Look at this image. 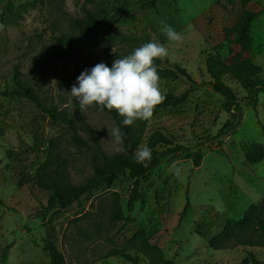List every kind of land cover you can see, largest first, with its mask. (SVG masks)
<instances>
[{"label": "rangeland", "instance_id": "obj_1", "mask_svg": "<svg viewBox=\"0 0 264 264\" xmlns=\"http://www.w3.org/2000/svg\"><path fill=\"white\" fill-rule=\"evenodd\" d=\"M246 12L257 18L243 56L261 68L264 85V0H155L153 5L150 0H0V91L25 86L46 109L63 112L73 123L70 128L52 121L26 99L0 96V264H49L42 249L47 242L64 264H133L108 256L113 251L137 264H241L249 253L264 264L262 248L233 242L210 247L226 227L264 201V159L245 160L252 145L264 150V91L255 105L245 107L246 92L222 78L240 99L242 119L218 142L215 135L230 118L205 69L216 48L222 60L243 50L240 37L224 30L241 23ZM90 18L117 23L88 35L81 23ZM161 21L180 33L181 41H168ZM153 40L169 51L161 67L180 66L191 82L159 76L164 94L185 98L142 121L138 149L160 132L176 145L199 150V166L193 168L192 159L181 155L162 160L148 181H138L143 198L130 213L126 203L133 180L127 171L109 186L98 183L69 205L43 212L47 192L25 180L45 160L50 140L57 146L63 191L97 181L92 161L97 148L107 158L126 157L111 136L112 116L95 107L80 109L71 96L77 77L98 63L111 68L116 58Z\"/></svg>", "mask_w": 264, "mask_h": 264}, {"label": "trees", "instance_id": "obj_2", "mask_svg": "<svg viewBox=\"0 0 264 264\" xmlns=\"http://www.w3.org/2000/svg\"><path fill=\"white\" fill-rule=\"evenodd\" d=\"M155 0H150V5H153ZM257 14L246 12L244 20L237 26L230 29H225V34H232L240 37L242 40L243 50L237 54L230 56L226 60H222L218 53V48L215 53L207 56L205 61L206 73L210 78L208 85L211 87L212 92L222 98L220 107L229 115L230 120L225 122L217 131L215 140L219 142L225 135L231 133L241 122L242 112L239 105V98L234 91L226 85L223 77H229L234 80L245 92L246 96L242 97L245 107L253 106L256 103V96L260 91H264L259 75L261 68L254 64L249 57L243 56V53L248 51V31L250 24L256 20ZM117 23V19L113 21H106L101 18H90L81 23L82 29L86 34H94L100 27L108 25L112 27ZM158 75L166 78H185L191 82L189 74L180 66L173 65L172 67H161L160 60L156 61ZM1 97H18L26 99L31 102L36 108L40 109L43 113L47 114L52 121H58L66 124L68 127L73 128L71 120L67 119L63 112H58L55 109H46L43 102L39 99L36 93L21 85H17L15 90L0 91ZM166 99L159 105L157 109L173 108L181 104L185 98V94H180L178 97L165 94ZM97 109V108H95ZM98 110V109H97ZM100 111V110H99ZM121 131L126 134L125 147L127 151L124 152L126 157L116 155L107 158L98 148L92 155V161L95 164V171L97 181L82 186L78 189L63 191L60 188L59 182L62 178V173L59 170L58 152L56 143L52 140L49 141L47 146V155L45 160L39 165L35 174L25 180L30 181L36 185L37 188L47 192L46 204L42 207V211L46 212L55 208L56 206L69 205L74 199L82 193L95 187L98 183H103L106 186L112 184L116 175L120 172L127 171L129 177L133 180L132 190L126 203V211L130 213L134 205L141 201L143 196L137 190L138 181H148L151 173L158 167L159 163L169 157L181 155L183 159H192V167L199 166L200 153L199 150L192 151L182 145L174 144L169 138L160 132H154L150 135L146 147L151 149V160L144 163H138L135 158V153L141 142L142 121L138 120L131 127L122 124V117L115 111L109 112ZM72 140L79 146H85L83 141L76 135L72 136ZM264 159V150L258 145H252L250 150L245 154V160L248 164H257ZM188 207L186 201L182 214L185 213ZM235 243L249 248H262L264 249V201L252 205L244 214L241 222H237L232 226L226 227L215 241L210 242V247L215 249L225 248L230 243ZM42 249L49 257V264H64L63 256L55 248L51 242H47L42 246ZM108 256H119L127 262L137 264V260L129 255L120 251L110 252ZM161 264H171L170 262L161 261ZM241 264H260L254 256L249 253Z\"/></svg>", "mask_w": 264, "mask_h": 264}, {"label": "clouds", "instance_id": "obj_3", "mask_svg": "<svg viewBox=\"0 0 264 264\" xmlns=\"http://www.w3.org/2000/svg\"><path fill=\"white\" fill-rule=\"evenodd\" d=\"M4 25L0 24V30ZM161 31L170 42H179L182 37L170 25L161 21ZM168 48L155 40L145 43L123 58H116L111 68L98 63L85 69L77 77L70 94L80 109L95 107L100 111H115L122 117V124L131 127L136 121H150L155 109L166 96L160 87L157 60L165 59ZM111 136L118 146L117 151L126 152V134L119 126L111 129ZM138 163L151 160V149H137Z\"/></svg>", "mask_w": 264, "mask_h": 264}]
</instances>
